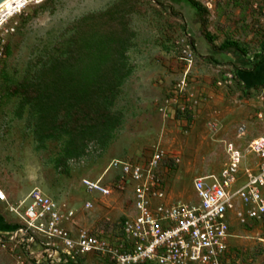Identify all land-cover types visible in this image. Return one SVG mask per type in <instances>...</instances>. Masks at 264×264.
<instances>
[{
  "label": "rangeland",
  "instance_id": "rangeland-1",
  "mask_svg": "<svg viewBox=\"0 0 264 264\" xmlns=\"http://www.w3.org/2000/svg\"><path fill=\"white\" fill-rule=\"evenodd\" d=\"M198 1L208 10L216 46L237 44L247 52L245 59L234 49L213 50L200 34L196 9L181 0L30 1L0 27V183L11 204L40 190L56 204L61 229L74 238L81 229H101L117 244L134 214L132 189L103 196L90 192L84 180L102 178L108 187L122 169L119 162H148L159 150L157 178L171 199L189 202L197 199L196 178L218 176L228 165L227 144L249 158V143L264 137V65L251 74L241 70L264 58V0ZM116 7L126 15L130 40V73L112 107L122 122L104 149L89 143L84 157L57 169L66 137L39 146L29 107L19 109V94L5 95L2 70L9 76L7 86L45 76L73 53L87 17ZM7 207L2 204L5 222H21ZM248 209L237 206L232 216V236L221 264H264V218L249 217ZM8 239V234L0 235V264H44ZM99 263L90 255L81 264Z\"/></svg>",
  "mask_w": 264,
  "mask_h": 264
},
{
  "label": "built area",
  "instance_id": "built-area-1",
  "mask_svg": "<svg viewBox=\"0 0 264 264\" xmlns=\"http://www.w3.org/2000/svg\"><path fill=\"white\" fill-rule=\"evenodd\" d=\"M7 13L1 12L3 17ZM183 52L191 56V52ZM185 86L183 80L182 90ZM158 151L148 162H119L122 169L108 187L102 178L84 180L90 192L103 196L113 190L122 193L132 189L134 214L124 223L122 241L111 243L101 229H81L74 238L59 227L60 216L51 198L36 189L13 205L0 183V202L8 204L9 212L21 220L8 241L44 264H79L90 255L100 259L99 264H221L237 206L246 205L251 218H264V137L249 143V158L234 144H227L228 165L218 176L196 178L193 188L197 199L189 202L167 195L156 176L162 157ZM250 157L255 161L249 163Z\"/></svg>",
  "mask_w": 264,
  "mask_h": 264
},
{
  "label": "trees",
  "instance_id": "trees-1",
  "mask_svg": "<svg viewBox=\"0 0 264 264\" xmlns=\"http://www.w3.org/2000/svg\"><path fill=\"white\" fill-rule=\"evenodd\" d=\"M181 1L196 9L200 18V34L213 50L224 52L234 49L237 56L246 58L247 52L237 44L226 42L216 46V37L208 30V10L198 0ZM125 16L123 9L116 7L87 17L70 57L56 62L49 73L30 83L24 81L7 86L9 76L2 70L7 89L5 95H21L19 109L23 111L29 107L39 146H44L48 140L60 141L66 137L64 155L57 161V169L67 166L71 160L84 157L89 143L94 142L104 149L122 122V114L113 112L112 107L130 73L127 67L130 40L126 37ZM118 27L121 32L117 31ZM188 43L194 49V38L190 37ZM6 47L8 49V45ZM263 65L264 58L249 66L245 64L241 71L245 75L251 74ZM235 77L238 83H242L240 76ZM15 228L7 225L8 234Z\"/></svg>",
  "mask_w": 264,
  "mask_h": 264
},
{
  "label": "bare ground",
  "instance_id": "bare-ground-1",
  "mask_svg": "<svg viewBox=\"0 0 264 264\" xmlns=\"http://www.w3.org/2000/svg\"><path fill=\"white\" fill-rule=\"evenodd\" d=\"M30 1H37V0H21V2H18V0H6L2 5H0V27L8 21L9 18H11L13 15L21 12L23 10V5L26 2ZM41 1V0H40ZM15 3V7L13 4ZM4 7V8H3ZM2 10H8L7 16H2L1 14Z\"/></svg>",
  "mask_w": 264,
  "mask_h": 264
},
{
  "label": "crops",
  "instance_id": "crops-1",
  "mask_svg": "<svg viewBox=\"0 0 264 264\" xmlns=\"http://www.w3.org/2000/svg\"><path fill=\"white\" fill-rule=\"evenodd\" d=\"M6 193H7V191H6ZM7 195H9V193L7 194ZM2 204H5V203H2V202H0V211L1 210H4L3 208H2ZM8 205V204H7ZM6 212H8L9 214H10V212H9V210H8V207L6 208ZM7 221V217L5 218L4 216H3V212L1 211V215H0V233L1 234H4V235H6V234H8L9 232L7 231V225H9V224H7V222H5V220ZM17 224V223H16ZM16 224H15V222H12V225L13 226H16ZM0 234V235H1ZM10 234H8V236H9Z\"/></svg>",
  "mask_w": 264,
  "mask_h": 264
},
{
  "label": "water",
  "instance_id": "water-1",
  "mask_svg": "<svg viewBox=\"0 0 264 264\" xmlns=\"http://www.w3.org/2000/svg\"><path fill=\"white\" fill-rule=\"evenodd\" d=\"M6 0H0V5H2Z\"/></svg>",
  "mask_w": 264,
  "mask_h": 264
}]
</instances>
